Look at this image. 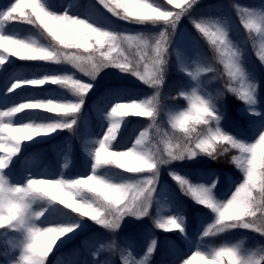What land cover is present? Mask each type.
<instances>
[{
	"label": "snow or ice",
	"instance_id": "obj_1",
	"mask_svg": "<svg viewBox=\"0 0 264 264\" xmlns=\"http://www.w3.org/2000/svg\"><path fill=\"white\" fill-rule=\"evenodd\" d=\"M197 2L98 0L112 17L130 25L159 27V32L117 28L96 4L82 7L77 0H71L70 8L63 11L62 5L50 0H14L0 9V71L12 63L10 57H16L43 65L71 66L91 81L66 70L48 71L39 64L32 66L31 76L12 70L4 78L0 87V238L5 242L0 245V264H48L54 252L74 240L89 220L115 231L126 216H149L153 207L155 226L180 233L191 251V255L181 259L186 253L177 249V264H264V244L249 246L242 239H230L219 246L205 242V238L227 236L228 230L236 227L264 237V108L258 103L256 80L249 78L251 74L242 63L243 43L238 47L231 38L233 26L229 19L193 18L191 23L224 63L230 79L225 86L227 92L243 101L245 111L251 114L247 131L234 134L221 125L224 111L218 105L225 90H210L207 77L201 76L214 74L210 61L195 37L180 32L175 43L176 62L186 77L177 81V87L188 106L169 112L173 133L163 134L162 146L153 143L149 136V129L156 126L163 108L159 88L169 66L172 34L178 32L183 17H191ZM235 7L249 35L256 32L264 41V8ZM17 22L32 25L36 31L24 35L18 31ZM257 55L264 64V43ZM106 68L131 74L157 91L146 98L112 103L110 108L105 106V98L123 101L126 90L108 89L97 98L94 112L99 131H87L82 137L86 171L90 163L88 174L57 176L48 168L35 171L36 156L26 154L30 147L27 142L42 143L36 138H51L64 129L75 132L86 96L93 89L92 81ZM37 70L43 74L37 75ZM46 85L57 86L58 91L47 90ZM18 90L19 102L15 98ZM129 117L148 118L152 123L126 147L121 133ZM116 147L126 150H113ZM233 150L237 154L231 155L230 162L243 175L234 191L230 186L226 199L214 193L215 178L205 185L192 183L176 171L168 173L183 195L212 214L211 223L202 221L199 225L203 228L199 240L189 239L183 213L159 207L167 196L158 189L160 166L198 154L217 159ZM68 166L65 158L62 167ZM167 202L171 205L169 199ZM156 246L153 237L139 260L131 252L120 250L117 243H101L96 248L85 240L73 251L77 255L81 250L87 252L78 264H109L103 258L105 247L114 253L119 251L121 264H149ZM124 248L132 246L126 244Z\"/></svg>",
	"mask_w": 264,
	"mask_h": 264
},
{
	"label": "trees",
	"instance_id": "obj_2",
	"mask_svg": "<svg viewBox=\"0 0 264 264\" xmlns=\"http://www.w3.org/2000/svg\"><path fill=\"white\" fill-rule=\"evenodd\" d=\"M52 4L59 5V0H50ZM77 2L85 7L89 3H94L101 11L104 12L106 16L111 20L113 26L117 28L126 29L128 31H149V32H159L160 28L152 25L141 26V25H130L123 21L112 17L102 6L98 5L96 0H77ZM165 2V0H161ZM11 0H0V9L8 6ZM166 3V2H165ZM236 5L240 7H252L256 9L264 8V0H198L197 4L194 5L191 17L185 16L182 18L180 23H183L178 27V32L172 34V43L169 45L171 51L168 55L169 66L165 74L164 83L160 86L159 99L161 105L163 106L160 115L157 118V124L153 127V131L149 132L150 139L153 143H160L162 146L163 134L165 132L171 135L173 129L169 123V112L175 111L177 108H185L188 106L187 100L179 96L180 89L177 87V81L184 80L186 73L181 74L178 69L176 62L177 52L175 43L180 39V32L190 33L199 42V48L202 53L208 58L214 69V74L209 76L207 73H201L202 77H207L206 83L211 84L212 91L219 89H224L225 94L221 98L220 105L223 106L222 111L224 115L221 119V125L225 130L236 133H245L248 129L249 120L252 118L251 114L243 111L245 105L235 94L227 92L226 85L230 83V79L227 74V69L224 63L216 52L215 48L209 43L208 39L204 37L199 31H193L188 27L189 19H199L208 18L216 19L219 17H224L230 20L233 28L231 38L233 42L237 44L238 47L243 43V50L245 51V58L242 61L246 71L251 74L249 77L255 78V82L258 85V103L261 108H264V64H262L257 55V51L264 41H261L259 34L252 32L251 36L247 29H245L240 22V17L236 12ZM18 31L24 35L33 34L36 29L32 25H27L24 22H17ZM252 37H256L255 40ZM255 45V46H254ZM12 63L4 71H0V87L3 86L4 78L12 70H20L24 75H30L32 73V66L41 65L47 68L48 71H69L74 75L80 77H86L83 73H79L77 70L71 68V66H56V65H43L42 62H30L21 61L16 57H10ZM110 70H118L115 68H106ZM36 73H42L37 70ZM79 74V75H77ZM89 78V77H86ZM93 82V81H92ZM46 89L54 88L57 91V86L46 85ZM112 88H122L127 91L126 97H130L134 94L141 93L137 85L127 82H109L100 85L92 93L88 94L85 99L86 110L78 116L79 125L75 132L64 129L56 134H53L51 138H41L37 137V140H43L42 143L35 144L33 142H27L30 147L27 148L26 154H35L36 162L35 168L43 163H49L51 159L56 162L58 159L57 148L64 147L66 149L65 158L69 161V166L63 168L61 164V169H66L70 175L74 173H79L81 170V164L84 161V150L82 146V137L84 136V131L87 127H91L93 124L98 123L94 109L96 107L97 98L106 92L108 89ZM143 92V91H142ZM19 90L17 91L16 100H19L20 96ZM106 101L109 98H105ZM128 123L124 127L125 130L128 127ZM158 129V130H157ZM71 137V140L69 138ZM74 141V142H73ZM50 145H54V148H49ZM233 154H237L234 150L230 154L220 156L217 159H212L208 155L198 154L197 163L193 164H183L178 161H172L170 164L162 165L160 168L161 179H165L166 183L169 185L170 195L177 209V212H182L185 219V229L186 235L191 237L193 240H199V235L196 234L199 225L202 221L211 223L212 214L210 210L203 209L200 205L195 204L190 198L183 195L179 189V186L173 181L169 176V171H176L181 175L187 177L192 183H203L205 185L210 184V180L214 178L217 179V184L214 189V193L218 198H221L226 193L227 187L230 183L239 179L241 172L235 167L234 164L230 162V157ZM34 168V169H35ZM117 172H122L123 170H116ZM13 179H19L18 176H13ZM155 215L146 221V224L140 226L138 230L124 233L123 235H118L107 231L100 225H96L92 221H88L84 227V230L69 244L62 248H59L50 257L48 264L54 256L59 255L64 259H69L74 256V249H76L81 240H87L88 243L94 244L95 247L99 248V245L103 243L104 245H109L112 243H117L120 245V250L129 252L124 248L125 241L123 236L129 238L128 240L132 243V253L134 258L139 260L146 252L147 244L150 240L148 231H151L155 239L157 240V246L154 253L149 257V264H172L175 258L176 246L184 247V240L181 234L178 232H165L164 230L158 229L154 223ZM115 232V231H114ZM235 242L236 240H244L246 245L256 246L258 244H264V237L260 236L258 233H254L251 230L243 229L240 227L229 229L227 236L221 234L218 237L205 238V242H210L215 246L226 243L229 240ZM5 241L0 238V245ZM106 261L111 264L115 261V264H121L122 257L119 251L115 253L110 249L105 247L104 257Z\"/></svg>",
	"mask_w": 264,
	"mask_h": 264
},
{
	"label": "rangeland",
	"instance_id": "obj_3",
	"mask_svg": "<svg viewBox=\"0 0 264 264\" xmlns=\"http://www.w3.org/2000/svg\"><path fill=\"white\" fill-rule=\"evenodd\" d=\"M96 1L98 3V0H96ZM226 1H231V0H226ZM11 2H14V0H11ZM165 2H166V0H165ZM70 3H71V0H59V5H62L60 10L63 11L64 8H70ZM168 7L171 8L172 6L169 5ZM191 20L192 19L188 20V26H189L188 28L189 29L191 28L193 31H196V29L194 28L193 24L191 23ZM182 24L183 23H180L179 26H181ZM195 67H196V64L193 62V69ZM56 71H59V70H56ZM41 74H43V73H41ZM41 74H37V75H41ZM31 75H32V73L29 76H31ZM77 75H79V74H77ZM77 78H80V79H83L85 81H89L90 82V78L80 77V75L77 76ZM109 82H114V83L115 82L132 83V84L137 85L140 89H142L143 92L141 91V93H139V94L131 95L130 98L125 97V99L123 101L115 100V99H109L108 101H106V105H105L107 108H110L112 103L128 102V100H130L132 98H137V97L146 98L148 96L153 95L157 91L156 89H154V88L150 87L149 85L143 83L142 81H140L138 78L132 76L131 74L121 73L119 70L104 69L97 76L96 80L92 82L93 83V89H92L91 92H89V94L92 93L95 89H97L100 85H102L104 83H109ZM47 90H55V89L54 88H49ZM57 91H58V89H57ZM159 93H160V88H159ZM17 102H19V100ZM85 106H86V104L84 102V106H83L82 111L86 110ZM185 108H187V107H185ZM185 108H177L175 111L184 110ZM243 111H245V109H243ZM151 123H152V121L150 119H148V118L131 117L129 119L128 127L126 128V130H125V128H123V131L121 133V138L127 142L126 143V147H130L131 144L134 142L136 136L139 135L140 131H143ZM106 127H107V122L105 121L104 122V129L105 130H106ZM87 131H99L98 123H96V126H95V124H93L91 127L90 126L87 127V129L84 131V134ZM151 131H153V128L149 129V132H151ZM100 135H102V132L100 133ZM70 140H71V137L69 138L68 141H70ZM126 147H116L113 150L124 151V150H126ZM49 148H54V147H53V145H50ZM57 152H58V154H57L58 159H57L56 162H53L50 159L49 163H46V164L43 163L41 165H38V167H36L34 170L35 171H40L43 168H48L50 172L55 173V175H57V176L61 175L62 173L66 174V175H70L71 173H68V171L66 169H61V164H63V162L65 161L66 149L64 147H59V148H57ZM196 158H197V156H195V157H193L191 159H183V160H177V161L181 162L183 164H193V163L196 164L198 162ZM161 167H162V165L160 166V168ZM88 171H90V163L87 166V171L84 168V163H82L81 164V170H80L79 173L88 174ZM124 175L125 176H132V175H135V174L124 173ZM242 175L243 174L241 173V176H240L239 179H235V180H233L230 183V185L227 187L226 193L224 194L222 199H226L227 196L230 195V192H228L230 186L232 187V190L234 191V185H235V183H238L239 181L242 180ZM211 182L212 181L210 180V184H211ZM158 189H163L165 191V194L167 195V196L162 198L159 207L162 210H165V211H167L171 207V211L172 212H177L176 207L174 205V202H173V200L171 198V195H170L169 185H168V183H166L165 179H161V175H159V178H158ZM155 195H156V193H154V196ZM168 199L171 201V205L172 206L167 202ZM150 212H151L152 217L154 215L156 217V208L155 207L150 209ZM168 214H171V213L169 212ZM151 215L145 216V217H141V218H136V217H133V216H126L122 220L120 227L118 229H116L115 232L113 230H110V229H106V230L110 231L111 233L118 234V235H123L124 233L131 232V229L136 231V230L139 229L140 226H143V225L146 224V221L149 220ZM202 230H203V228H201L199 231H196V233L199 234V232H202ZM148 233H149V238L150 239H152L153 237L155 238L154 234L151 233V231H148ZM186 237H188L189 239H192L191 237H189L187 235H186ZM128 239L129 238L125 237V235L123 236V240L125 241L124 245L131 244V246H132V243ZM183 240H184V244H185L184 247H180L178 245L176 246V250L179 249L182 253H186L185 255L181 256V259H185V258H187V256L191 255V251H189L188 245L186 244L184 238H183ZM82 241H85V240L82 239L81 243H82ZM81 243H80V245H81ZM80 245L77 248H80ZM127 250L132 253V248L127 249ZM176 250H175V252H176ZM191 250L192 251L195 250V244H193V247H192ZM132 255H133V253H132ZM84 257H87V252H85L83 250H81L79 255H77L76 252H75L74 256L72 258H69V259H64L61 256L56 255V256H54L52 258L50 264H78L79 260L84 258ZM94 258L95 257H93V259ZM172 264H177L176 257L174 258V261H173ZM194 264H198V262H194Z\"/></svg>",
	"mask_w": 264,
	"mask_h": 264
}]
</instances>
